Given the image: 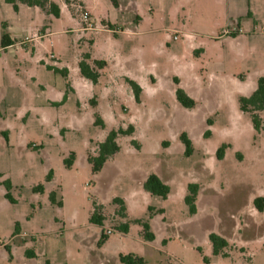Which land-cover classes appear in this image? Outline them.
<instances>
[{
	"label": "rangeland",
	"instance_id": "obj_1",
	"mask_svg": "<svg viewBox=\"0 0 264 264\" xmlns=\"http://www.w3.org/2000/svg\"><path fill=\"white\" fill-rule=\"evenodd\" d=\"M50 1L59 16L49 4L16 11L0 0V42L3 23L16 42L0 46V264H264V211L253 203L264 197V128L239 107L264 75V0ZM83 10L94 29H84ZM88 55L106 63L96 84L79 68ZM177 87L193 108L178 103ZM130 126L94 173L99 143ZM151 173L170 186L166 199L145 190ZM189 183L199 186L194 214ZM96 204L102 226L90 223ZM139 219H149L153 242ZM211 233L227 240L223 254H213Z\"/></svg>",
	"mask_w": 264,
	"mask_h": 264
},
{
	"label": "trees",
	"instance_id": "obj_2",
	"mask_svg": "<svg viewBox=\"0 0 264 264\" xmlns=\"http://www.w3.org/2000/svg\"><path fill=\"white\" fill-rule=\"evenodd\" d=\"M8 3L13 4L14 9L18 11V2L25 3L30 7H40L42 9H45L47 5H50V12L54 14L55 16L60 15V9L57 4L51 2L50 0H6ZM69 1V0H67ZM2 36H1V42L0 46L1 49H7L8 47L14 45L16 42L15 40L11 37L10 33L7 31V25L2 24ZM90 59V56H85L82 61L79 64V68L81 71V74L83 77H85L87 80L93 82L96 84L101 76L100 70L104 68L106 65L105 61L100 60V61H94V63L91 65L87 62V60ZM58 71V69H56ZM65 75H67V71H63ZM176 85L178 84V80H174ZM132 86L135 89V93L137 98H139V94L142 91V88L136 83L131 81ZM176 100L178 103L187 109H191L194 107L195 103L190 98L187 93L177 87L176 88ZM239 107L242 112L249 113L251 117V121L253 124V127L258 130L260 128H264V121L261 119L259 116V113L264 110V75L259 77L257 81L256 88L254 91L249 95V96H242L239 98ZM96 123L99 125H103L102 119L98 116ZM211 124V122H209ZM104 126V125H103ZM133 132V127L130 126L127 129L124 128H119L118 130H113L108 137L105 139V141L100 142L98 145L97 149V155H92L88 158V161L92 164L93 166V172L94 173H99L103 170L105 167L107 161L109 158L114 156L120 151V146L117 142V139L119 136H129ZM180 141L184 146V154L185 156H189L192 151L191 147V140L189 139L188 135L186 133H181L180 134ZM225 147L222 146L219 149V153L221 154L223 149ZM75 157V154L72 153V158ZM72 162L69 163L71 165ZM54 179V174L52 170H49L46 181L51 182ZM7 188H11V183L10 181L5 182ZM144 188L147 192L151 193L154 196H159L164 199H166L170 192L171 188L168 184H166L161 177L156 174V173H151L148 175L144 182ZM187 190L188 193L184 197V201L187 204L189 208V213L194 214L196 212V200L198 196V191H199V186L197 183H189L187 185ZM37 191L43 192L44 191V186L39 185L37 187ZM56 192L52 193V199L55 201L56 199ZM7 197L10 198L9 193L6 194ZM114 203L120 204V209L118 210V214L121 217H127V207L125 200L123 198L117 197L114 200ZM254 206L259 212L264 211V197H257L254 199ZM58 205L61 207L62 206V201L58 202ZM152 210V208L150 209ZM163 212V210H161ZM106 220L105 215L102 212V206L96 204L94 211L90 217V223L96 224L99 226L104 225V222ZM136 223L142 225L143 227V237L146 241L153 242L156 239L155 233L152 231V227L150 224L149 219H139L135 221ZM120 229L124 233H128L130 229V225L128 223H124L120 226ZM108 237V234L102 233L101 234V242L103 243L106 238ZM212 247H213V254L218 255V254H223V249L227 247L228 242L227 240L219 236L215 233H211L209 235ZM30 257H35L34 251L30 250L28 252ZM123 261L127 262L128 264H134V263H141L143 264L144 261L143 259H133L131 256H127L123 258Z\"/></svg>",
	"mask_w": 264,
	"mask_h": 264
},
{
	"label": "built area",
	"instance_id": "obj_3",
	"mask_svg": "<svg viewBox=\"0 0 264 264\" xmlns=\"http://www.w3.org/2000/svg\"><path fill=\"white\" fill-rule=\"evenodd\" d=\"M81 20H82L83 22H85V23L88 24V26H86L84 29L89 30V29H94V28H95L94 25H93L92 22H91V15L89 14L88 11L83 10V11L81 12ZM236 26H237V27H236ZM236 26H235V28L233 29L232 33L241 30L240 27H238L237 23H236ZM224 33L227 34V33H230V32H228V31H224ZM36 36H37V35L33 36L32 38L26 37L24 43H28V42H30L31 40L35 39ZM175 39H176V36H175ZM110 233H112V231H111V230H108V234H110Z\"/></svg>",
	"mask_w": 264,
	"mask_h": 264
},
{
	"label": "crops",
	"instance_id": "obj_4",
	"mask_svg": "<svg viewBox=\"0 0 264 264\" xmlns=\"http://www.w3.org/2000/svg\"><path fill=\"white\" fill-rule=\"evenodd\" d=\"M241 19H242V17H236V23H237L238 27H242ZM256 25H257V21L252 17V13H251V15H249V21L247 22V27L250 28L251 30H253ZM85 30H87V29H85ZM176 38H177V35H176ZM34 40H36V39H33L31 41H34Z\"/></svg>",
	"mask_w": 264,
	"mask_h": 264
}]
</instances>
